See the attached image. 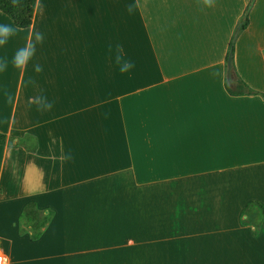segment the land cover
Listing matches in <instances>:
<instances>
[{"label": "crops", "instance_id": "obj_1", "mask_svg": "<svg viewBox=\"0 0 264 264\" xmlns=\"http://www.w3.org/2000/svg\"><path fill=\"white\" fill-rule=\"evenodd\" d=\"M111 1L36 0L31 26L0 46L10 60L45 35L33 65L0 72L6 264H264V214L243 223L264 209V96L227 91L232 36L208 23L239 15V0H135L131 12L118 0L115 15ZM116 15L134 65L119 75ZM248 16L235 73L264 93V0ZM37 94L52 107L37 110ZM28 202L53 212L37 240L19 232Z\"/></svg>", "mask_w": 264, "mask_h": 264}, {"label": "trees", "instance_id": "obj_2", "mask_svg": "<svg viewBox=\"0 0 264 264\" xmlns=\"http://www.w3.org/2000/svg\"><path fill=\"white\" fill-rule=\"evenodd\" d=\"M36 7V0H19L17 4H13L12 0H0V11L9 16L16 26L19 28H27L31 26L33 22V16ZM249 24V17L244 21L242 29H245ZM234 36L232 37L230 45L232 44ZM228 52L226 55V60L228 57ZM235 85L231 87L227 78L225 79V87L231 95H262L264 93L251 88L239 75L235 73ZM7 142L6 134L0 132V145ZM262 208V214H264L263 206L257 205ZM247 215V212H244ZM248 216V215H247ZM53 218V212L51 210L46 213L44 210L37 207L35 202H28L21 213L19 221V232L20 234H28L31 240L39 239L44 230L50 224ZM250 222L248 219H243V223ZM26 225V226H25Z\"/></svg>", "mask_w": 264, "mask_h": 264}, {"label": "clouds", "instance_id": "obj_3", "mask_svg": "<svg viewBox=\"0 0 264 264\" xmlns=\"http://www.w3.org/2000/svg\"><path fill=\"white\" fill-rule=\"evenodd\" d=\"M18 2L19 0H12L13 4H17ZM129 11H132L131 6L129 7ZM17 28L18 26L12 23L0 22V46L5 45L9 39L16 35ZM44 40L45 35L41 31L30 33L29 38L14 50L10 60L7 57H0V72H3L9 64L18 72L26 70L29 65H33L37 47L41 45ZM114 62L118 66V71L120 73H126L134 66L131 60L123 57L119 53L115 55ZM34 67L36 72L42 70L39 64H35ZM24 86H27V78L24 82ZM5 99L8 103H15V95L11 92L5 93ZM30 101L35 103L37 110H47L52 107V105L48 103L47 97L42 94L30 97Z\"/></svg>", "mask_w": 264, "mask_h": 264}, {"label": "rangeland", "instance_id": "obj_4", "mask_svg": "<svg viewBox=\"0 0 264 264\" xmlns=\"http://www.w3.org/2000/svg\"><path fill=\"white\" fill-rule=\"evenodd\" d=\"M134 1L135 0H128V6L130 7L131 5H133ZM111 2H112L111 3V11H112L113 15H115V12H117V14H118L119 13L118 12L119 11V8H118V2L119 1L118 0H112ZM248 3H249V0H239V15H236V16L233 15L231 18H224L221 20L209 19L208 20L209 25H211V24L217 25L218 23L223 24L225 27V30L226 29L229 30L227 38L230 39V36L233 37L235 35V33L237 31V26L239 25V23L241 21H243L244 11H245ZM115 4H117V5H115ZM209 9H212L210 7V5H209ZM214 10H215V8H214ZM230 10H231V6H230ZM0 13H2V12H0ZM250 16H251V14H250ZM116 17H117V15L115 17L113 16V20H112L113 28H112V37H111V39H112V41H111V47H112L111 55H112V74L113 75H119L118 66L114 62V57L117 53H119V47H120V33H119L120 30H119V25H116V22L118 24V21H116L117 19H114ZM7 19H9V18H7ZM242 30L243 29H241V31ZM214 42H215V40H214ZM213 48L215 50V46H213ZM214 53H217V52H214ZM262 212H263L262 208H260L258 206L253 207L251 210H249L247 212V214H248L247 219L250 222L258 221L261 217Z\"/></svg>", "mask_w": 264, "mask_h": 264}, {"label": "water", "instance_id": "obj_5", "mask_svg": "<svg viewBox=\"0 0 264 264\" xmlns=\"http://www.w3.org/2000/svg\"><path fill=\"white\" fill-rule=\"evenodd\" d=\"M255 4V0H250L248 7L246 9V12L243 17V21L239 23L237 26V31L234 35V38L232 40V44L230 45L229 52H228V57L226 60V66H227V71H226V78L227 82L231 87H234L236 81H235V65H234V46H235V41L239 35L240 30L242 29V26L244 24L245 19L247 18L250 10L252 9L253 5Z\"/></svg>", "mask_w": 264, "mask_h": 264}, {"label": "built area", "instance_id": "obj_6", "mask_svg": "<svg viewBox=\"0 0 264 264\" xmlns=\"http://www.w3.org/2000/svg\"><path fill=\"white\" fill-rule=\"evenodd\" d=\"M0 264H6V255L0 250Z\"/></svg>", "mask_w": 264, "mask_h": 264}]
</instances>
